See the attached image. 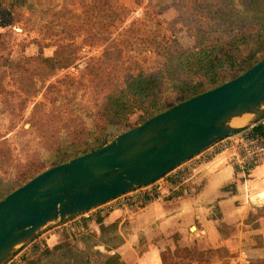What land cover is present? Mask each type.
Instances as JSON below:
<instances>
[{
    "label": "trees",
    "instance_id": "1",
    "mask_svg": "<svg viewBox=\"0 0 264 264\" xmlns=\"http://www.w3.org/2000/svg\"><path fill=\"white\" fill-rule=\"evenodd\" d=\"M3 1L11 9L16 5L22 7L40 21L47 11L53 18L63 15L62 11H50L39 3ZM129 1L139 5L146 0ZM164 5L163 9L171 8L175 13L167 22L169 37L149 33L137 41L162 59L159 68L148 70L136 64V72L123 74L121 80L116 64L121 51L110 39L109 29L121 12H125L122 7L110 0H87L83 5L84 17L78 24L58 21L51 25L53 18L46 22L44 28L49 37L64 39L83 33L84 47L102 46L99 57L76 67L88 75L110 68L111 79L121 86H113L94 111L65 98V115L78 120L79 125L70 132L58 131L51 120L35 122L34 127L58 133L57 140L49 150L23 165L13 178L0 183V201L42 172L101 148L174 104L212 90L264 60V0H193L190 3L182 0ZM182 30L192 39L190 47H183L174 36ZM55 47L53 56L41 57L40 61L50 71L75 67L77 57L69 44L58 40ZM12 64L8 60L2 62V65ZM64 80L73 87L80 85L73 78ZM40 106L36 103L33 110H39ZM259 129L264 130V126ZM252 167L244 171L249 172ZM103 221L104 217L98 215L84 219L81 230L60 231L63 238L52 247L44 241L36 242L10 264H125L113 252L127 235L125 226L120 227L117 222L105 225ZM187 254L185 248L176 245L174 250L167 247L161 251L160 258L163 264H181L177 259ZM257 263L264 264V256Z\"/></svg>",
    "mask_w": 264,
    "mask_h": 264
},
{
    "label": "rangeland",
    "instance_id": "2",
    "mask_svg": "<svg viewBox=\"0 0 264 264\" xmlns=\"http://www.w3.org/2000/svg\"><path fill=\"white\" fill-rule=\"evenodd\" d=\"M86 1L26 0L27 3H39L42 8L50 11L63 12L62 16L53 18L47 11L40 21L22 7L16 5L11 9L5 1L0 0V183L13 178L23 165L39 157L56 142L58 133L38 126L34 127L35 122L51 120L58 131L70 132L79 125L78 120L65 115V98L94 111L113 86H121L118 81L111 79L110 68L104 67L98 74L88 75L76 67L82 66L92 57H99L102 46L84 47L83 33H74L72 37L59 39V36L49 37L45 32L44 25L52 18L55 21H51V25L58 21L72 25L81 22L84 17L83 5ZM176 1L182 0H146L139 5L129 0H110L111 3L125 10L109 29L110 39L121 51L120 58L116 62L117 72L121 75L120 80L127 72L134 74L136 64L148 70L159 68L162 59L152 49L144 48L137 41L141 36L149 33L169 37L167 22L175 13L171 8L163 9V6ZM183 1L190 3L193 0ZM174 36L183 47H190L193 43L183 30ZM58 40L69 44L74 50L77 57L75 67L50 71L40 59L53 56ZM124 44L127 46L125 47ZM4 60L13 64L2 65ZM66 77L78 80L80 85L73 87L66 84L64 82ZM36 103L42 105L39 110H33ZM243 223L242 233H231L238 235L239 239H232L230 249L232 246L233 253L229 254L228 248L218 246L216 250L219 252V257L215 262V257H209L207 263L258 264L259 258L264 256V247H261V243L264 242V208H258L253 204L247 207L243 215ZM66 225L67 221H63L39 233L8 264L27 253L30 246L36 242L44 241L49 247L59 243L63 238L60 231L65 230L62 226ZM91 227L96 228L92 223ZM242 253L245 255V260Z\"/></svg>",
    "mask_w": 264,
    "mask_h": 264
},
{
    "label": "water",
    "instance_id": "3",
    "mask_svg": "<svg viewBox=\"0 0 264 264\" xmlns=\"http://www.w3.org/2000/svg\"><path fill=\"white\" fill-rule=\"evenodd\" d=\"M263 118L264 60L101 148L42 172L0 201V264H8L50 226L159 180Z\"/></svg>",
    "mask_w": 264,
    "mask_h": 264
},
{
    "label": "crops",
    "instance_id": "4",
    "mask_svg": "<svg viewBox=\"0 0 264 264\" xmlns=\"http://www.w3.org/2000/svg\"><path fill=\"white\" fill-rule=\"evenodd\" d=\"M201 178L160 200L110 212L104 224L117 222L127 231L113 252L125 264H163L160 252L176 245L188 252L177 259L181 264H209V257L215 262L218 246L233 253L230 245L242 233L245 209L252 204L264 208V158L247 172L229 167L227 155L220 154L207 163Z\"/></svg>",
    "mask_w": 264,
    "mask_h": 264
},
{
    "label": "built area",
    "instance_id": "5",
    "mask_svg": "<svg viewBox=\"0 0 264 264\" xmlns=\"http://www.w3.org/2000/svg\"><path fill=\"white\" fill-rule=\"evenodd\" d=\"M262 126H264V118L256 124L214 143L169 171L159 180L110 199L85 212L86 214L83 213L84 215L81 214L66 220L67 225L62 226V229L74 230L81 226L84 219H91L96 215L104 217L117 209L128 211L141 203L160 200L171 191L184 190L191 184L199 182L207 163L220 154L227 155L229 167L245 170L248 166L256 165L264 158V130L259 129Z\"/></svg>",
    "mask_w": 264,
    "mask_h": 264
}]
</instances>
